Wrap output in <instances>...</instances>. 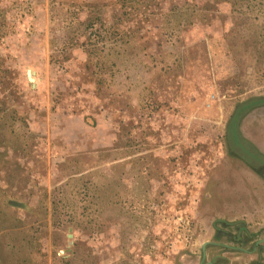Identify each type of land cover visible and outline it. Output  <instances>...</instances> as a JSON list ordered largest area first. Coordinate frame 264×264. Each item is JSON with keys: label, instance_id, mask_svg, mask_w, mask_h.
Listing matches in <instances>:
<instances>
[{"label": "rangeland", "instance_id": "1", "mask_svg": "<svg viewBox=\"0 0 264 264\" xmlns=\"http://www.w3.org/2000/svg\"><path fill=\"white\" fill-rule=\"evenodd\" d=\"M205 1L0 0V264H264V0Z\"/></svg>", "mask_w": 264, "mask_h": 264}, {"label": "trees", "instance_id": "2", "mask_svg": "<svg viewBox=\"0 0 264 264\" xmlns=\"http://www.w3.org/2000/svg\"><path fill=\"white\" fill-rule=\"evenodd\" d=\"M125 1L126 0H121V7H123V8L125 7ZM154 1H157V0H154ZM168 1H170V0H168ZM229 3L231 4V6H233V9L235 11H238L239 13H243L244 12V8L243 7H240L243 4H245L244 7H246L248 5H253L254 7H257L258 5H260L257 0H231ZM204 4L205 5H203V6H199V5L198 6L197 5L195 6V5H192L188 16L189 15L190 16H196V15H198L199 19H203V17H206L205 14H201L202 11L199 12V10H202L203 8L204 9H207L208 6H209V4H210V1L209 0H206L204 2ZM238 5H239V7H238ZM188 7L189 6H187V7H182V6H177V5L176 6H170V7H168L166 13H164V14H176V15H179L180 14L181 15L182 13H184V12H186L188 10ZM186 16H187V14H186ZM256 17L257 16L254 15L253 16V19H255ZM191 24H192V22L190 20H188V22H183L182 24H180L181 25L180 27L185 28L186 26H189ZM258 103H261V102L260 101L259 102L252 101V102L249 103V105L252 106L253 104L255 105V104H258ZM235 145H237V147H239L241 150L243 149L242 146L239 145L238 139L235 140ZM242 151H244V150H242Z\"/></svg>", "mask_w": 264, "mask_h": 264}, {"label": "water", "instance_id": "3", "mask_svg": "<svg viewBox=\"0 0 264 264\" xmlns=\"http://www.w3.org/2000/svg\"><path fill=\"white\" fill-rule=\"evenodd\" d=\"M32 73H33V72H32L31 70H29V69L26 70V76H27V79H28L29 82H31V83L33 82ZM69 231H70V228H69ZM67 236H68V238H71L72 235H71L70 232H68V233H67ZM71 243H72V241L69 239V240H68V244H71Z\"/></svg>", "mask_w": 264, "mask_h": 264}]
</instances>
